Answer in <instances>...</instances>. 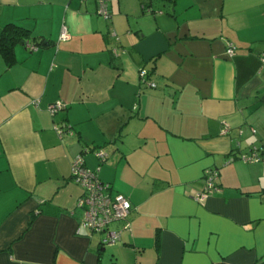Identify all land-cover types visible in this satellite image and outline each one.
Returning a JSON list of instances; mask_svg holds the SVG:
<instances>
[{
    "label": "crops",
    "instance_id": "0c3cea01",
    "mask_svg": "<svg viewBox=\"0 0 264 264\" xmlns=\"http://www.w3.org/2000/svg\"><path fill=\"white\" fill-rule=\"evenodd\" d=\"M108 8L0 0V38L29 32L13 64L0 52V264H264V164L241 159L264 150V0ZM81 153L132 205L117 244L80 227ZM208 169L219 191L198 202Z\"/></svg>",
    "mask_w": 264,
    "mask_h": 264
},
{
    "label": "built area",
    "instance_id": "2783aa9c",
    "mask_svg": "<svg viewBox=\"0 0 264 264\" xmlns=\"http://www.w3.org/2000/svg\"><path fill=\"white\" fill-rule=\"evenodd\" d=\"M98 4L97 14L104 19H109L108 4L110 0H96ZM69 39V34L65 28L62 29L59 37L60 41ZM31 48H34L31 46ZM236 47L227 44L225 54L227 57L235 55ZM113 55H118V50L113 49ZM141 80L145 83L147 72H139ZM154 87V84H149ZM64 108L61 102H56L48 107L51 115L57 114ZM54 131L61 138L64 134H72L68 125L53 126ZM85 153L89 150H85ZM100 163L106 160L107 155L101 150L94 151ZM241 159L247 163L261 162L264 164V150L253 152L250 155H243ZM219 172L217 169H209L205 173V184L202 191L197 195L196 200L203 202L207 197L219 191ZM71 181L82 190V196L77 202V207L83 210V219L80 227L93 233L102 234L101 245H114L121 241L122 231L129 228L128 217L132 210V205L123 194L116 193L108 183L102 182L98 177V169L91 170L86 167L83 154L74 158L71 164ZM124 222L120 231L112 230L113 223Z\"/></svg>",
    "mask_w": 264,
    "mask_h": 264
},
{
    "label": "trees",
    "instance_id": "16d2710c",
    "mask_svg": "<svg viewBox=\"0 0 264 264\" xmlns=\"http://www.w3.org/2000/svg\"><path fill=\"white\" fill-rule=\"evenodd\" d=\"M146 1H151V0H146ZM142 6L145 9H147V10L149 8V7L145 6V3H143ZM109 15H110V12H109ZM28 33L29 32L27 30H24L22 28H19L18 26L14 25V24H7L3 28L2 33H1V38H0V52H1L2 56L4 57L7 65L10 66L14 62V57H13V49H14V46L17 43H19V42L25 41V39L28 38ZM30 46H32L34 48H37V45H30ZM85 150H89V149H85ZM96 150L97 149H95V150L94 149L93 150H89V152L90 151H96ZM204 179H205V174H204Z\"/></svg>",
    "mask_w": 264,
    "mask_h": 264
},
{
    "label": "water",
    "instance_id": "95a60500",
    "mask_svg": "<svg viewBox=\"0 0 264 264\" xmlns=\"http://www.w3.org/2000/svg\"><path fill=\"white\" fill-rule=\"evenodd\" d=\"M217 264H222V263H217Z\"/></svg>",
    "mask_w": 264,
    "mask_h": 264
}]
</instances>
